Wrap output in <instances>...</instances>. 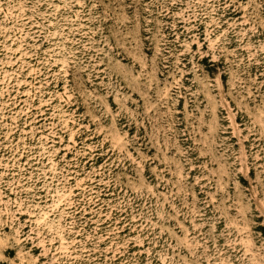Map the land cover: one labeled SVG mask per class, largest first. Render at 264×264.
Instances as JSON below:
<instances>
[{
    "label": "rangeland",
    "instance_id": "obj_1",
    "mask_svg": "<svg viewBox=\"0 0 264 264\" xmlns=\"http://www.w3.org/2000/svg\"><path fill=\"white\" fill-rule=\"evenodd\" d=\"M0 264H264V0H0Z\"/></svg>",
    "mask_w": 264,
    "mask_h": 264
}]
</instances>
